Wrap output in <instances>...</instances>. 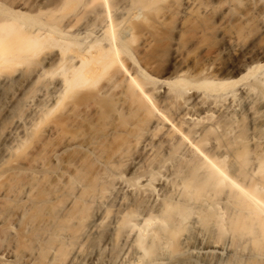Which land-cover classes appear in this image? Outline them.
Listing matches in <instances>:
<instances>
[{
  "label": "bare ground",
  "instance_id": "bare-ground-1",
  "mask_svg": "<svg viewBox=\"0 0 264 264\" xmlns=\"http://www.w3.org/2000/svg\"><path fill=\"white\" fill-rule=\"evenodd\" d=\"M0 109V264H264V0H0Z\"/></svg>",
  "mask_w": 264,
  "mask_h": 264
},
{
  "label": "rangeland",
  "instance_id": "rangeland-1",
  "mask_svg": "<svg viewBox=\"0 0 264 264\" xmlns=\"http://www.w3.org/2000/svg\"><path fill=\"white\" fill-rule=\"evenodd\" d=\"M161 12H162V11H161ZM177 18H178V17H177ZM177 18H176V16L174 15V16H172L169 20H167V21L169 22V23L167 22V26H169V27L166 26L167 28H165L164 31H167V32L169 33V35H171V36H172L173 34H175V29H174V28H175V26H176L175 23H177L176 21H178ZM211 18H212L213 20H215L214 17H213V16H210V15H209V17H208V16H207V17L205 16L204 18H203V17H202V18H199V19H197V21H196L195 19H192V21H194V22L196 21V25L193 26V24H192L193 28L190 27V28H191V31L189 30L190 33L188 32V33L185 35V37H186L187 35H188V36H187L186 38L184 37L185 40H183V42H184L183 44H184V45H185V44L188 45V44L190 43L189 41H192V38H193V37L195 38V35H194V34H195L197 28H202V26H203V27H205V28H210V30H209L210 32H209V33L212 34V35L210 34V35H211L210 37H211V40H212V41H210V48L212 49V51H213L214 49H216V47H217V45H218V41H217V40L214 41V39H215V38H214L215 34H214V36H213L214 31L211 29V27H212L213 25H215V24H213V22H215V21H213ZM192 21H191V23H194V22H192ZM168 24H169V25H168ZM194 24H195V23H194ZM199 24H200V25H199ZM198 26H200V27H198ZM213 27H214V26H213ZM195 28H196V30H195ZM211 31H213V32H211ZM193 33H194V34H193ZM189 34H190V35H189ZM189 36H190V37H189ZM194 38H193V39H194ZM212 38H213V39H212ZM170 39H171V38H170V36H169V39L162 40V41H161V44L159 43V44H160V46H159L160 49L157 48V47H158V46H157V47L155 48V50H154L155 52L161 53L160 56H163V57H161V58H162V60L165 61V62H167V61L170 59V51H169V50H170V43H171V42H170ZM190 39H191V40H190ZM213 41H214V42H213ZM137 42H138V40L136 41V43H137ZM188 42H189V43H188ZM216 42H217V43H216ZM136 43L134 44V46H132L133 49H134V50H133V49H132V50L134 51L135 54H137V55L139 54V55H140V53H139L140 50L137 49V48H140V46H138V44H136ZM138 43H140V42H138ZM211 43H212V44H211ZM186 45H185V46H186ZM137 46H138V47H137ZM134 47H135L136 49H135ZM214 47H215V48H214ZM211 49H210V51H211ZM138 50H139V51H138ZM159 50H160L161 52H159ZM137 51H138V52H137ZM155 52L152 53L151 56H153V55H157V54H158V53H155ZM2 115H3V111H2V109H0V117H1ZM78 121H79L78 123L81 124L82 121H81L80 119H78ZM82 123L84 124V121H83Z\"/></svg>",
  "mask_w": 264,
  "mask_h": 264
}]
</instances>
